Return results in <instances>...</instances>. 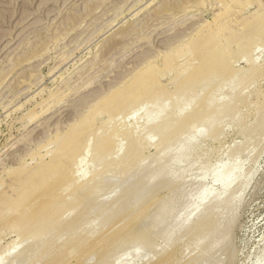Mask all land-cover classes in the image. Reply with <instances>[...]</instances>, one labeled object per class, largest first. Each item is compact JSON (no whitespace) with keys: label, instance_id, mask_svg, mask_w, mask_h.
I'll use <instances>...</instances> for the list:
<instances>
[{"label":"rangeland","instance_id":"374dc122","mask_svg":"<svg viewBox=\"0 0 264 264\" xmlns=\"http://www.w3.org/2000/svg\"><path fill=\"white\" fill-rule=\"evenodd\" d=\"M148 60L167 92L111 117ZM87 130L82 185L36 183ZM50 183L67 205L48 227ZM0 264H264V0H0Z\"/></svg>","mask_w":264,"mask_h":264},{"label":"bare ground","instance_id":"6f19581e","mask_svg":"<svg viewBox=\"0 0 264 264\" xmlns=\"http://www.w3.org/2000/svg\"><path fill=\"white\" fill-rule=\"evenodd\" d=\"M167 6V5H166ZM252 28V26H251ZM204 31V30H203ZM199 32V31H198ZM221 34V33H220ZM179 37V36H178ZM185 43V42H184ZM188 43V42H187ZM258 46V45H257ZM175 47V46H174ZM179 47V46H178ZM258 48V47H257ZM171 50V49H170ZM185 50V49H184ZM256 50V49H255ZM187 54V53H186ZM254 54V53H253ZM252 54V55H253ZM185 56V55H184ZM161 57V56H160ZM195 57V56H193ZM161 59V58H160ZM159 59V60H160ZM211 59H214L211 55H205V58L204 60H202V63L198 64L195 68H197L198 70L196 71L197 74H199L198 72H201V71H204L208 64L209 61H211ZM24 60V59H23ZM158 60V61H159ZM196 60V58H195ZM157 61V62H158ZM198 61V60H197ZM165 62V61H164ZM189 62V61H187ZM191 62V61H190ZM189 62V64H190ZM161 63V62H160ZM242 63V62H241ZM192 64V63H191ZM190 64V65H191ZM211 64V63H210ZM209 64V65H210ZM152 65V62H150L149 60L146 61V62H143L140 64V68H139V73L135 76V77H131L132 79L128 82H125V81H119L117 82V84L114 85V88H116V90L114 91H117L116 93L112 94V96L114 95L115 96V99L113 100V102L115 103L116 107L111 111V114L110 115L111 117H115V118H118L120 115H122V117H130V116H134L139 110L142 109V107H145V104H146V101L144 102L143 99L145 100L146 97L148 96H153V95H156V93H165L167 92L166 89H164V87L162 86H159L157 87L156 85H151L147 83V79L145 76H142V72L146 70V68L148 66H151ZM159 66V64H157ZM194 65V64H193ZM138 66V65H137ZM171 69V68H170ZM212 69V68H211ZM210 69V71H211ZM149 70V69H148ZM131 71V70H130ZM147 71V70H146ZM225 71H229V67L228 65H226L225 67ZM202 75V73H201ZM200 75V76H201ZM197 75H195L196 77ZM200 76H198L199 78H196L197 80L200 79ZM181 77V76H180ZM194 77V78H195ZM121 78V77H120ZM179 79V75L177 77ZM207 78V77H206ZM204 78H202L203 80ZM208 79V78H207ZM125 80V79H124ZM202 80H199L202 81ZM205 80V79H204ZM226 81V80H225ZM170 83V82H169ZM173 83V82H172ZM168 86V85H166ZM172 86V84L170 85ZM173 87V86H172ZM193 87V86H192ZM216 88V87H215ZM191 89V88H190ZM193 90V89H192ZM205 90V88H204ZM202 90V91H204ZM194 91V90H193ZM192 91V92H193ZM191 92V93H192ZM182 92H180L179 94H181ZM185 93V92H184ZM188 93V92H187ZM190 93V92H189ZM210 94V92L208 93ZM187 95V94H186ZM194 95V94H193ZM192 95V97H193ZM200 94H198L197 96H199ZM111 96V95H110ZM150 97V98H153V97ZM170 96V95H169ZM174 96V95H173ZM179 96V95H178ZM195 96V95H194ZM208 96V95H207ZM206 96V97H207ZM158 97V95H157ZM160 97V96H159ZM163 97V95L161 96ZM196 97V96H195ZM204 97V100L205 98ZM156 98V97H155ZM164 98V97H163ZM182 98V97H181ZM208 98V97H207ZM157 99V98H156ZM155 99V101H156ZM159 99V98H158ZM169 99V98H168ZM178 99V98H177ZM153 100V99H152ZM143 101V102H142ZM149 101V100H148ZM154 101V102H155ZM160 101V99H159ZM163 101H161L162 103ZM167 102V100L165 101V103ZM171 102V101H170ZM158 103V102H157ZM160 103V102H159ZM197 103V102H196ZM163 104V103H162ZM114 105V104H113ZM154 105V104H153ZM156 105V103H155ZM158 105V104H157ZM112 106V105H111ZM165 106V105H164ZM171 106V105H169ZM168 106V107H169ZM125 107H130L129 110H125ZM159 107V106H158ZM167 107V106H165ZM205 107H206V104H205ZM112 108V107H111ZM204 108V107H203ZM206 108H209V107H206ZM171 109V107H170ZM174 109V108H173ZM180 109V108H179ZM152 110V109H151ZM158 110V109H157ZM163 109L161 106H160V112H162ZM204 110V109H202ZM213 110V109H212ZM154 111V110H153ZM152 111V113H153ZM99 112V111H98ZM108 112V111H107ZM149 112V111H148ZM180 112V111H179ZM147 113V112H146ZM151 113V114H152ZM156 113V112H155ZM166 113V112H164ZM98 114V113H97ZM160 114V117L161 116V113H157V116ZM209 114V113H208ZM150 115V114H149ZM149 115L145 114V117H148V120H150L151 118L150 117H155V116H150ZM155 115V114H154ZM163 115V114H162ZM140 116V115H139ZM188 119H199L200 117V113H195V112H192V113H189L188 114ZM202 116V115H201ZM210 116V115H209ZM101 117V116H100ZM159 117V116H158ZM157 117V118H158ZM206 117V116H205ZM104 118V117H103ZM131 118V117H130ZM142 118V117H140ZM175 117H172L169 121L167 122H163V123H159V124H156L154 127L155 130L157 131H160L162 133H166V132H170L168 130V126L171 124L172 120L174 119ZM122 119V118H121ZM154 119V118H152ZM151 119V120H152ZM94 120V119H93ZM146 120V119H145ZM156 120V119H155ZM155 120H153L152 122H154ZM144 121V120H143ZM93 122V121H91ZM148 122V121H147ZM89 125V124H88ZM110 125V124H109ZM149 127V126H148ZM148 127H146L148 129ZM100 128V127H99ZM135 128V127H134ZM151 128V127H150ZM108 129V128H107ZM149 130V129H148ZM147 130V131H148ZM71 131V130H70ZM98 131V130H97ZM108 131V130H107ZM128 132V130H126ZM151 131V130H150ZM78 133H74L71 135L70 137V140L68 143V147L69 149H66L64 147L60 148L59 149V152L58 154L56 155L57 157H54L55 159H52L51 163H49L47 165V168H45V171L38 175V177L36 176V179H35V182L36 183H39V182H42V181H66L67 183H69L70 181H73L74 184H80L82 185V183H80V178H77L75 173H74V169L76 167H78L80 165V163L82 162V159L83 158V153L80 154V152L77 154L75 151H80V150H83L82 152H84L85 150H88V146H87V139H88V136L90 135L89 133V130H87L84 134V137L82 138L81 134H82V131H77ZM101 132V131H100ZM146 132V130H145ZM99 133H97L98 135ZM102 134V133H101ZM141 134V132H140ZM171 134V133H170ZM116 135L117 134V131L116 132H112V133H109V134H106L104 136V138L102 137V145L101 147L99 148L98 150V156L99 157H106L110 151L112 150V140H114L116 138ZM169 135V134H167ZM135 136V135H134ZM165 136V135H164ZM97 137V136H96ZM95 137V138H96ZM66 138V137H65ZM64 139V138H63ZM91 139V138H90ZM95 142V140H94ZM97 142V141H96ZM111 142V143H110ZM133 142V141H132ZM86 143V144H85ZM90 141H88V145H89ZM66 144V143H65ZM129 144V143H128ZM124 146V145H122ZM136 146V145H135ZM77 148L79 150H77ZM121 148V147H120ZM137 148V147H136ZM133 150H130L129 151V154L128 155H125V163L129 160V164H130V157L133 156L135 154V151H134V148L132 147ZM75 152V153H74ZM74 153V154H73ZM87 153V152H86ZM82 155V156H81ZM92 160V159H90ZM115 161V159L113 160V162ZM49 162V161H48ZM121 165L122 164V161H118ZM116 163V162H115ZM114 163V164H115ZM110 164V163H109ZM94 165V164H93ZM111 165V164H110ZM109 165V166H110ZM118 165V164H116ZM127 165V163H126ZM41 168V167H40ZM120 169V167H119ZM121 169H122V166H121ZM120 169V170H121ZM38 171V170H37ZM42 171V170H40ZM40 173V172H39ZM62 173V174H61ZM77 173V172H76ZM27 174V173H25ZM37 174V173H36ZM62 175L59 179H55L54 176H58V175ZM28 175V174H27ZM26 176V175H25ZM20 178V177H19ZM103 179V178H102ZM21 180V179H20ZM31 180V179H30ZM98 179H96V177H93L91 178L89 181H96ZM29 181V180H27ZM85 181H88V180H85ZM229 181H224V183H228ZM33 183V182H32ZM36 185V184H35ZM61 189H65V188H58L56 186L53 185V183L51 184H48V186L46 187V190L45 192H43L41 195H42V199L43 201L40 202V204H36L35 205V212L39 214V218H38V222H42L41 224H46L47 220L48 219H51L50 217L52 216L51 214H55V217L58 218L62 215V213H64V210L66 208V205H67V202H64L62 200H59L58 201V197L60 196L59 195V191ZM36 194V193H35ZM67 197V196H65ZM72 197V196H71ZM74 197H77V196H74ZM78 199V198H77ZM35 202L37 203V200L35 199ZM82 211V210H81ZM80 213H83V212H80ZM79 213V214H80ZM57 214V215H56ZM62 218V217H61ZM52 220V219H51ZM41 224L38 225V229L42 230L40 228V226H42ZM48 227H49V223L46 224ZM47 226H45V228H47ZM123 229V228H122ZM31 230V229H30ZM32 232V231H31ZM35 232V230H34ZM38 232V231H37ZM40 233V232H39ZM116 242V241H115ZM127 246V245H126ZM126 246H123V247H126ZM9 248V247H8ZM110 249V248H109ZM108 249V250H109ZM107 250V251H108ZM120 258V257H119Z\"/></svg>","mask_w":264,"mask_h":264}]
</instances>
